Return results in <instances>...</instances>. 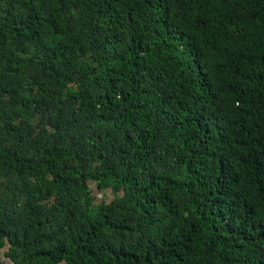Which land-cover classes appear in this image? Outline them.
Returning <instances> with one entry per match:
<instances>
[{
	"label": "trees",
	"instance_id": "16d2710c",
	"mask_svg": "<svg viewBox=\"0 0 264 264\" xmlns=\"http://www.w3.org/2000/svg\"><path fill=\"white\" fill-rule=\"evenodd\" d=\"M0 264H264V0H0Z\"/></svg>",
	"mask_w": 264,
	"mask_h": 264
},
{
	"label": "rangeland",
	"instance_id": "374dc122",
	"mask_svg": "<svg viewBox=\"0 0 264 264\" xmlns=\"http://www.w3.org/2000/svg\"><path fill=\"white\" fill-rule=\"evenodd\" d=\"M99 199L98 200H100V199H103V194H101V193H97V190L95 191V193H94Z\"/></svg>",
	"mask_w": 264,
	"mask_h": 264
}]
</instances>
